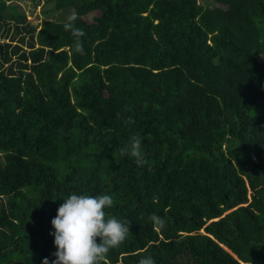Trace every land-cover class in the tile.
<instances>
[{
	"label": "trees",
	"instance_id": "1",
	"mask_svg": "<svg viewBox=\"0 0 264 264\" xmlns=\"http://www.w3.org/2000/svg\"><path fill=\"white\" fill-rule=\"evenodd\" d=\"M15 1L0 0V264H51V220L69 194L133 197L145 183L196 229L203 252L173 253L264 264V0H32L62 11L37 28ZM71 13L84 55L63 28ZM59 85L69 113L47 124L38 106L48 112ZM112 93L154 106L144 166L120 155L139 119L103 108Z\"/></svg>",
	"mask_w": 264,
	"mask_h": 264
},
{
	"label": "rangeland",
	"instance_id": "2",
	"mask_svg": "<svg viewBox=\"0 0 264 264\" xmlns=\"http://www.w3.org/2000/svg\"><path fill=\"white\" fill-rule=\"evenodd\" d=\"M12 1L16 2L15 0ZM18 3L19 9L24 11L26 18L32 24H35L36 28L41 20L47 15L46 19H49V17H52L55 14L61 16V10V12H57V10L49 9V12L46 14L40 13V5H33L32 0H18ZM91 13L92 11L86 13V19H89ZM3 32L4 30L0 29V39H5L6 37L2 36ZM113 33L114 32L112 31V34ZM109 34L110 32L108 33L107 31L102 38L107 37ZM223 59L225 61L229 60L227 57H223ZM57 90L59 91V94L53 102L55 106L52 105L48 112L43 105L38 106V110L42 113V118L47 121V124H51L54 121H57V117H60L61 115L67 116L69 113L61 105L67 97L65 94V86L59 85ZM25 101L26 100L22 98V102ZM68 101L70 103L69 99ZM121 101L120 98H116L112 93L110 95L105 94L101 98L100 104L103 108L110 105L120 109L128 107V109H124L122 113H120L121 117L122 119H127V117L135 118L136 120L139 119L137 121L138 127L136 129V131L138 130V135L146 134L148 136H156L155 134L159 133V131L157 132L154 130L157 125L148 124L146 123V119L142 118L145 116H155L152 115L153 112L151 111V108L154 106L151 104L150 99L141 96L140 99H136L134 102L122 103ZM31 102H34V100ZM135 112H137V115ZM54 113H56V115ZM72 117L73 116L70 118ZM109 144H112V142L109 141ZM158 189L159 187L157 185H149V183H145L139 193L134 194L133 197H129L128 193H126L122 197L113 198L115 202L114 205L122 211L119 219L126 218L130 222L131 232L119 248L113 249L109 252L103 264H131L134 260L138 263L142 256L149 255L171 256V259L175 264H212V261L208 257H200L189 250H183L179 253L172 252L174 249L183 248L186 244L193 246L201 253L203 252V249L201 246H197V244L190 241L191 236L196 229L191 227L187 222L188 212L185 206L177 200V203L175 204L180 208L179 210H176L175 204H167L165 202L166 199L159 200L158 192L160 190ZM164 198L167 197L164 196ZM151 213H156L166 221L163 230L154 228L151 222L148 221L147 218ZM198 230L202 231V226Z\"/></svg>",
	"mask_w": 264,
	"mask_h": 264
},
{
	"label": "clouds",
	"instance_id": "3",
	"mask_svg": "<svg viewBox=\"0 0 264 264\" xmlns=\"http://www.w3.org/2000/svg\"><path fill=\"white\" fill-rule=\"evenodd\" d=\"M78 19L76 13L67 16L63 28L74 37L72 51L84 55L83 29L75 26ZM126 124L134 123L129 117ZM142 137L133 134L128 142L120 148L121 156H130L137 166H144L147 161L142 151ZM63 203L57 208V213L51 220L54 232L53 244L56 251L51 264H103L109 252L119 248L130 234V222L109 215L106 209L114 206V199L108 194L87 195L71 193L62 199ZM148 221L158 230H163L166 221L151 213ZM42 264H49L44 258ZM138 264H155L152 256H142Z\"/></svg>",
	"mask_w": 264,
	"mask_h": 264
}]
</instances>
